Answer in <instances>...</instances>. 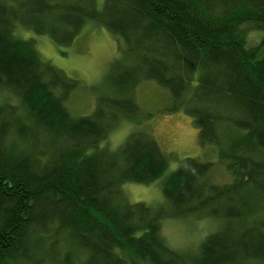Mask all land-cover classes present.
Returning <instances> with one entry per match:
<instances>
[{
	"label": "trees",
	"instance_id": "16d2710c",
	"mask_svg": "<svg viewBox=\"0 0 264 264\" xmlns=\"http://www.w3.org/2000/svg\"><path fill=\"white\" fill-rule=\"evenodd\" d=\"M89 22L121 39L119 59L94 113L78 117L66 102L79 82L43 60L35 37L69 47ZM255 27L264 34V0H0V264H264V37L246 46ZM146 80L219 149L231 184L190 158L164 180L168 209L127 199L125 184H151L170 163L142 126ZM121 121L134 128L113 147ZM190 217L219 228L188 254L163 224Z\"/></svg>",
	"mask_w": 264,
	"mask_h": 264
},
{
	"label": "rangeland",
	"instance_id": "374dc122",
	"mask_svg": "<svg viewBox=\"0 0 264 264\" xmlns=\"http://www.w3.org/2000/svg\"><path fill=\"white\" fill-rule=\"evenodd\" d=\"M104 0H100L103 5ZM24 39L35 37L25 29H19ZM264 34L256 27L250 29L246 46L257 47L262 44ZM37 48L42 58L59 68L79 86L72 93L67 107L75 116H90L97 105V95L105 89V83L112 72L113 65L119 59L121 39L96 22H89L83 27L69 47L57 45L48 37H35ZM264 54V45L259 56ZM136 100L149 119L142 122L158 142L162 151L170 157L169 168L162 178L151 184L127 183L123 193L131 203H144L150 208L164 207L162 187L165 178L177 170L183 160L194 158L205 163H212L210 180L217 185H228L233 181L227 165L221 163L219 149L214 145H202L200 129L194 119L182 111H171L173 99L168 89L154 80L141 82L136 89ZM134 126L121 121L110 133L109 141L113 147L123 143ZM219 226L209 218L169 219L163 224V235L174 249L188 254L196 253L202 241L215 233ZM129 264H141L129 256Z\"/></svg>",
	"mask_w": 264,
	"mask_h": 264
}]
</instances>
